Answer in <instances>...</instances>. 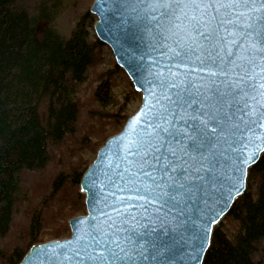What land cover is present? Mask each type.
<instances>
[{"label": "snow or ice", "instance_id": "6c2138e0", "mask_svg": "<svg viewBox=\"0 0 264 264\" xmlns=\"http://www.w3.org/2000/svg\"><path fill=\"white\" fill-rule=\"evenodd\" d=\"M128 2L167 61L153 81L159 91L149 90L146 109L131 122L126 166L110 178L111 196L130 195L106 203L116 216L101 210L107 219L93 218L87 239L77 236L82 246L69 254L57 245L62 251L48 264H146L184 229L193 197L206 183L215 187L225 152L246 166L264 150V0ZM241 187L231 182L228 195ZM153 217L175 228L141 233L132 226Z\"/></svg>", "mask_w": 264, "mask_h": 264}, {"label": "trees", "instance_id": "16d2710c", "mask_svg": "<svg viewBox=\"0 0 264 264\" xmlns=\"http://www.w3.org/2000/svg\"><path fill=\"white\" fill-rule=\"evenodd\" d=\"M68 1L0 0V237L26 225L11 249L0 247V264L70 235L68 220L86 211L83 172L130 116L129 99L114 92L123 70L115 62L98 71L106 45L91 30L89 10L68 34L56 26ZM82 120L96 125L81 127ZM203 264H264V153Z\"/></svg>", "mask_w": 264, "mask_h": 264}, {"label": "water", "instance_id": "95a60500", "mask_svg": "<svg viewBox=\"0 0 264 264\" xmlns=\"http://www.w3.org/2000/svg\"><path fill=\"white\" fill-rule=\"evenodd\" d=\"M134 7L128 0H94L90 12L96 15L93 25L96 37L109 46L117 66L126 72L134 89L142 93L141 104L127 118L122 128L110 135L98 148L95 158L83 172L79 193L84 195L86 212L68 220L70 235L32 244L18 264H48L51 257L62 251L57 245H64L71 254L73 249L82 246V242H77L78 235L87 239L93 218L107 219L100 216L101 210L116 216L112 208L106 207L105 204H112L116 197L121 195H130L116 192V197L111 196L110 193L115 189L111 187L110 178L114 179V174L126 166L122 156L126 152L127 140L130 137L131 122L146 109L150 99L149 90L154 89L153 81L167 63L161 52L153 46V30L132 11ZM154 90L159 91L158 88ZM145 123V117L141 116L139 125L142 127ZM122 136L125 137L124 140L119 139ZM263 153L264 150H260L252 162L245 166L235 153L225 152L217 170L215 187L206 183L199 194L193 197L183 209L181 223L185 225L184 229L170 233L165 238L171 241L169 247L162 250L155 259L149 256L146 264H203L216 225L220 224L236 199L246 191L249 170L260 160ZM247 155L248 150H245L244 156ZM241 176L242 181H238L237 178ZM233 181L242 183V187L238 193L233 189L232 195L229 196L228 190ZM106 195L107 201L104 200ZM213 217L215 222H211ZM132 226L141 233L145 230H156L160 233L161 229L168 232L170 226L175 228V224H161L154 217L151 221H133ZM145 251L149 249L146 248Z\"/></svg>", "mask_w": 264, "mask_h": 264}, {"label": "rangeland", "instance_id": "374dc122", "mask_svg": "<svg viewBox=\"0 0 264 264\" xmlns=\"http://www.w3.org/2000/svg\"><path fill=\"white\" fill-rule=\"evenodd\" d=\"M72 0H69L62 10V12L56 17L55 24L58 27L59 31L64 34H68L77 21L79 15L86 10H89L93 1L91 0H73L72 6L69 7V3ZM91 22H95L96 20V15L92 14ZM94 25V23H93ZM91 30L94 32L93 26H91ZM95 33V32H94ZM106 45V44H105ZM105 60L100 66L98 67V71L103 70L104 68L112 67L113 63H115L114 55L109 48V46H105V53H104ZM119 67V66H118ZM120 68V67H119ZM122 69V68H121ZM123 70V69H122ZM94 85V83L92 84ZM114 92L118 96V100H124L125 98H128V110L130 115L137 110L139 105L141 104V92H137L134 89V86L130 80V78L127 76L126 72L123 70L122 73H119L118 75L115 76V86H114ZM95 121H90L87 120L85 123L82 120L81 127H86V126H95ZM94 140V138H92ZM84 157H90L89 160L93 157V155H90L88 152L84 153ZM48 186V182H45V186ZM41 188L43 187V183L40 186ZM86 212V211H85ZM83 214V213H82ZM20 217V215H19ZM226 217V216H225ZM225 217L223 220L220 222L222 223L225 220ZM219 225V224H218ZM216 225V227L218 226ZM215 227V228H216ZM26 225L24 221H19V224L17 228L14 231H10L6 236L0 237V247H4L5 250L11 249L17 242V239L20 235H22L25 231ZM69 236V235H67Z\"/></svg>", "mask_w": 264, "mask_h": 264}]
</instances>
